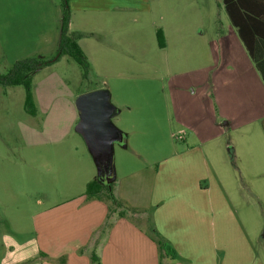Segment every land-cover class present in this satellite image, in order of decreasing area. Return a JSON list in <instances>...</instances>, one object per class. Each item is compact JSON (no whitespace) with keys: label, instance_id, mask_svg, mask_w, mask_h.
<instances>
[{"label":"crops","instance_id":"1","mask_svg":"<svg viewBox=\"0 0 264 264\" xmlns=\"http://www.w3.org/2000/svg\"><path fill=\"white\" fill-rule=\"evenodd\" d=\"M176 1L167 10L173 18L179 14ZM67 3L69 30L86 33L78 43L89 71L102 84L81 90L71 86L56 69L68 61L66 54L29 72L28 104L22 83L3 84V95L11 100L0 101V264H90L91 252L100 264H159L151 226L176 250L164 264H264V221L258 216V205L264 204V80L247 58L244 42L234 40L236 49L221 37L211 48L201 29L193 28L190 7L189 23L162 24L167 40L162 50L168 46L174 53L166 61L181 54L178 58H186L204 78L214 55L226 61L239 51L246 69L234 60L232 68L217 73L221 84L212 124L221 133L193 136L188 128L185 143L175 144L154 170L136 166L131 157L118 160L111 183L120 205H114L105 191L86 195L97 166L75 128V98L97 88H107L114 102L117 90L128 98L129 75L136 81L144 76L146 54L138 46L142 39L124 35L139 25L127 16L131 11L151 15L154 26V17L165 18L163 0ZM60 17V0H0V45L34 44L38 38L51 43L58 38ZM45 67L52 70L38 76ZM38 114L41 127L35 128ZM10 118L17 126L1 128ZM35 157L55 165L46 167L38 183ZM19 202L42 206L29 215L31 231L13 225ZM244 204L252 207L253 216H245Z\"/></svg>","mask_w":264,"mask_h":264},{"label":"rangeland","instance_id":"2","mask_svg":"<svg viewBox=\"0 0 264 264\" xmlns=\"http://www.w3.org/2000/svg\"><path fill=\"white\" fill-rule=\"evenodd\" d=\"M176 2L179 14L173 18L167 12L172 4L171 0H163L162 12L165 18L154 17V26L151 24V15L131 11L127 16L129 21L139 22L137 30H128L124 35L129 38L142 39V45L138 46L145 50L146 69L144 76L138 78L137 81L133 75H129L127 99H123L121 90H117L119 94H117L118 98H114L116 102L110 96V101L115 106L110 119L122 132L124 138L122 141L115 140L112 143L113 171L108 177L111 182L117 176L119 159L131 157L136 166H145L147 170H154L157 165L164 164L161 162L175 144L185 143V139L177 136L179 132H184L185 137L188 128L193 131V136L197 132L221 133L219 126L212 124V120L217 116L218 90L216 89L218 84H221L218 83L217 73L223 68H232L234 60L241 63V68L246 69L243 65L244 58L239 51H236L237 57L227 56L226 61L214 55L207 76L204 78L198 75L196 70L190 68L186 58L184 60L178 58L181 54H178L174 60L166 61L174 53H170L171 49L168 46L162 50L167 41L162 24L165 23L167 27H171L173 20L189 23L186 13V9L189 7L192 9L190 14L192 15L193 28L197 32L201 29L202 34L209 39L211 48L218 43V38L221 37L222 39L227 37V40L230 41L227 44L232 42L236 49L237 45L234 44V40L240 42L242 40L237 28L228 19L222 0H177ZM198 19L201 20L196 22ZM59 29L58 26V38L51 43L41 42V39L38 38L34 44L0 45V74L7 73L16 59L25 56L35 59L52 57L57 48ZM158 32H160V38L157 36ZM82 33L86 35L85 32ZM169 33L171 32L169 31ZM172 37L174 39V36ZM135 46L138 48L137 45ZM243 46L245 48V45ZM245 50L247 58L253 62L247 49ZM65 58L68 61H62L63 65L56 69L59 74L70 81L71 86L81 90L102 84V79L94 76L91 70L86 76L82 75L84 73L81 66L70 56L65 55ZM50 70H52L51 67H45L38 76H45ZM5 88V85L0 83V101L11 100L10 95L4 97ZM126 102H129L131 107H128ZM39 115H36L34 119L35 128L41 127ZM10 121V123L2 124L1 128L4 129L8 124H11L12 127L17 126L13 118H10ZM216 121L218 122L217 119ZM34 161L35 183H38L46 177V167L53 168L55 165L52 160L46 163L40 157H35ZM121 161L123 162V160ZM41 207L37 204L29 206L19 202L18 213L13 225H16L19 230L31 231V216L29 215L32 210L36 211ZM243 212L245 216H253L254 213L252 207L245 204ZM258 212V216H263L264 221V204L258 205ZM262 231H264V222ZM90 264L92 263L90 262ZM93 264H100V261Z\"/></svg>","mask_w":264,"mask_h":264},{"label":"trees","instance_id":"3","mask_svg":"<svg viewBox=\"0 0 264 264\" xmlns=\"http://www.w3.org/2000/svg\"><path fill=\"white\" fill-rule=\"evenodd\" d=\"M60 1V32L55 54L48 59L25 57L15 60L7 73L0 74L1 84L22 83L25 86L27 104L30 99V71L51 64L64 54L73 58L81 66L83 75L86 76L90 69L89 61L78 43V39L83 33L69 30L70 8L67 0ZM222 4L228 19L237 28L240 38L264 80V0H222ZM157 36L160 38V32L157 33ZM102 191L107 193L114 205H120L119 200L112 192L111 181H102L97 175L87 183L86 195L88 197H97ZM123 213L124 211H119V215ZM109 217L107 216V219ZM149 233L157 242L159 264H164L163 259L166 257L172 259L176 257L177 253L174 247L161 237L153 226L149 228ZM90 259L92 264L99 261L94 252H91ZM61 260L63 259L61 258Z\"/></svg>","mask_w":264,"mask_h":264},{"label":"water","instance_id":"4","mask_svg":"<svg viewBox=\"0 0 264 264\" xmlns=\"http://www.w3.org/2000/svg\"><path fill=\"white\" fill-rule=\"evenodd\" d=\"M79 119L75 128L80 132L91 151L97 166V175L108 181L112 168V143L122 141V132L111 122L115 106L107 89L97 88L82 92L75 98Z\"/></svg>","mask_w":264,"mask_h":264},{"label":"built area","instance_id":"5","mask_svg":"<svg viewBox=\"0 0 264 264\" xmlns=\"http://www.w3.org/2000/svg\"><path fill=\"white\" fill-rule=\"evenodd\" d=\"M177 136H178L179 138H183L184 133H183V132H179V134H177Z\"/></svg>","mask_w":264,"mask_h":264}]
</instances>
